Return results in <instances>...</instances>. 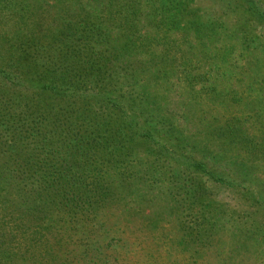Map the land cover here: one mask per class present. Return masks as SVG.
I'll use <instances>...</instances> for the list:
<instances>
[{"label":"rangeland","instance_id":"obj_1","mask_svg":"<svg viewBox=\"0 0 264 264\" xmlns=\"http://www.w3.org/2000/svg\"><path fill=\"white\" fill-rule=\"evenodd\" d=\"M77 30L91 36L78 93L107 96L110 110L138 118L128 127L76 122L72 100L22 91L32 108L45 104L51 120L41 131L55 147L62 127L82 137L113 129L90 154L105 175L109 217L90 232L70 224L65 244L49 242L45 254L59 264H96L103 253L125 254L122 264H264V0H0V94L20 98L3 75L23 67L35 76ZM25 143L22 158L37 156Z\"/></svg>","mask_w":264,"mask_h":264},{"label":"trees","instance_id":"obj_2","mask_svg":"<svg viewBox=\"0 0 264 264\" xmlns=\"http://www.w3.org/2000/svg\"><path fill=\"white\" fill-rule=\"evenodd\" d=\"M179 22L180 19H177L174 24ZM77 33L80 38L76 39L73 36L65 41L63 46L54 48L53 52L50 51L53 55L48 59V63L44 64L45 68L37 64L33 69L35 76L49 72L51 79L46 82H43L45 75L35 79H33L35 76H26L27 70L23 67L3 75L7 90L9 92L20 90L21 93L20 98L17 95V97H9L8 101L5 94H0V104L3 103L2 107H4L0 108V118L7 123H3L4 133L2 132L0 136V264H59L56 258L45 254L48 252L46 249L49 242L59 240L61 244H65L70 224L86 225V232H90L92 227L98 225V223L91 224L93 220L109 217L105 216L109 213L106 207L113 202L110 200L108 202V196L102 189L105 184L102 178L105 175L103 176L100 170L92 168L90 154L93 153V149L95 153H99V149L104 150L106 142L110 141V138L104 134L107 130L108 133L112 132L113 129L106 130L97 126L92 131V136L89 127L85 126L89 122H86L85 125L80 124V127L85 129V132H89L82 137L79 133L81 130L77 129L78 132L75 134L77 139L69 140L70 131L76 132V128L62 127L61 133L64 139L55 147L50 144L55 143L53 141L46 143L41 131V128H46L51 120L41 114L45 104L42 107H39V103L32 104L34 106L32 108L24 101L28 98L27 95L23 96L22 93L23 90L32 87L38 90L40 96H51L50 98L58 104L71 103L72 100L74 105L79 106L76 107L79 113L76 122L91 118L94 122L91 125L96 126V121H102L104 124V120L109 121L107 124L109 125L119 118L128 127L137 121L138 117L135 113L126 111L119 116L116 110H110V99H107V96L99 93L90 95V92L84 90H82L84 93H78L82 89L79 84H88L86 77L82 76L85 73L83 65L85 54L82 53V45L87 47L88 43H91V36L87 34V38L83 37L79 30ZM11 49L13 50V46ZM61 57H64V65L58 62ZM12 62L11 60L9 68ZM10 105V110L16 111V108H20L22 114L15 115L9 110L6 112L5 109ZM36 107L39 109L37 110ZM29 109L38 113L32 116L34 112L30 114L27 112ZM232 120L237 121L236 118ZM103 124L99 122L98 125ZM6 133L14 135L13 140L10 141V135ZM22 134L24 136L21 142L20 139H15L17 135ZM244 137L238 135L239 139L244 140ZM28 139L36 144L34 153L37 156L27 160L22 158L20 152ZM111 147L115 148L114 145ZM121 202L122 200H119V204ZM106 232L112 235L115 231L109 228ZM100 236L105 237V234ZM89 258L93 259L94 256L90 255ZM127 259L125 254L113 256L103 253L102 256L100 254V257L94 259L93 263L122 264ZM67 260L70 259L65 258L62 264ZM79 260L84 259L79 258Z\"/></svg>","mask_w":264,"mask_h":264}]
</instances>
